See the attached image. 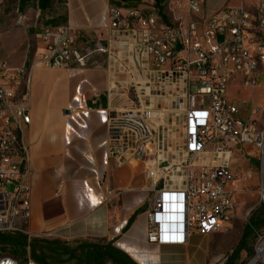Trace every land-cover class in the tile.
<instances>
[{"label": "built area", "instance_id": "2783aa9c", "mask_svg": "<svg viewBox=\"0 0 264 264\" xmlns=\"http://www.w3.org/2000/svg\"><path fill=\"white\" fill-rule=\"evenodd\" d=\"M204 4H111L104 39L78 46L68 24L46 26L37 36L44 45L37 62L13 68L0 60V234L38 237L29 232L26 143L34 67L87 69L95 56L105 58L110 80L100 96L107 104L110 158L119 165L140 164L152 185L145 212L149 243L185 245L194 233L227 230L236 211L234 185L252 175L250 169L237 174L230 167L231 150L238 147L256 153L264 207V129L258 127L264 119L259 108L242 118L229 98L236 78L264 70V0L254 12L223 8L207 16ZM16 25H23L21 15ZM174 114L183 118L182 159L175 169L170 131L165 132L166 118ZM210 151L222 162L207 164L202 158ZM0 264L20 262L2 257ZM25 264L36 263L28 257ZM249 264H264V230L257 233Z\"/></svg>", "mask_w": 264, "mask_h": 264}, {"label": "crops", "instance_id": "0c3cea01", "mask_svg": "<svg viewBox=\"0 0 264 264\" xmlns=\"http://www.w3.org/2000/svg\"><path fill=\"white\" fill-rule=\"evenodd\" d=\"M24 1L19 2L23 10ZM38 1L37 25L18 26L14 19V24L0 30V60L13 68L37 62L44 53L37 36L48 21L58 17H64V23L75 30L78 46L87 40L104 39L109 6L116 4L113 0H59L62 14H51L55 0L48 1L53 6L46 11H41ZM235 2L237 7L245 5ZM126 3L148 6L154 0ZM230 4L229 0H217L210 6L205 0L204 15ZM28 12L23 11L25 16ZM91 64L87 69L69 71L34 67L32 121L26 132L31 183L29 232L67 242L106 240L136 264H209V236L194 233L185 245L177 246L148 242L145 212L153 195L152 185L140 164L119 165L110 158L107 104L100 97L110 80L103 56H95Z\"/></svg>", "mask_w": 264, "mask_h": 264}, {"label": "rangeland", "instance_id": "374dc122", "mask_svg": "<svg viewBox=\"0 0 264 264\" xmlns=\"http://www.w3.org/2000/svg\"><path fill=\"white\" fill-rule=\"evenodd\" d=\"M20 1L21 0H17V2L16 0H0V30L12 23L14 24L15 21L17 22L16 19L18 14L23 16L22 27H32L37 25L38 18H40L38 12H36L37 0H25L24 2L26 4L23 6L24 10L19 6ZM233 1L235 2L236 0H229L232 4H230V6L226 5L224 8H236L239 4H236V2L234 3ZM238 1L244 2V7L247 10L254 12L260 0ZM54 2L55 10L54 12L50 11L49 13L55 14L57 12L58 14H62V3L59 0H55ZM216 2L217 0H208L210 6H214ZM7 9L8 11H6ZM23 11H29L28 15L25 16ZM10 20L12 21L9 22ZM229 98L240 108V113L244 118H248L252 108H259V118L264 119V70L259 68L250 78H236V80L231 84ZM182 121V116L178 114H174L173 116L170 115L166 118V123L169 124V127L166 124L165 132L167 131V128L170 131L168 133V137L169 140H171L169 145L173 146L172 152L174 155H171V159L173 158L174 160V169L182 159V155L178 154L179 149L182 147V136L180 133ZM258 127L260 130L264 129L263 125H259ZM250 151L251 148L249 146H247L246 149L238 147L231 150L232 154L230 167L232 170L238 174L250 169L252 175L247 181L238 182L234 185L236 191V211L231 223L227 227V230L223 233L213 234L208 237L209 264H249L252 259V257L247 255L245 250L241 249V241L250 218L255 216L258 220H264V207L261 199V175L258 166V159L256 157V153L252 155L248 154ZM202 159L206 161L207 164L210 163L213 165L219 164L223 160L222 157L220 160L214 158L212 151H210L209 155L203 156ZM263 230L264 227H261L259 232ZM33 239L55 240L57 238L54 236H38L31 237L29 240ZM76 242L77 241H71L67 243L70 247H74ZM96 242L104 245L109 243L106 240H99ZM247 243V246L253 249L255 240L253 237H250ZM30 250L31 249L29 248V254ZM2 257H7V255L0 251V258ZM67 258V256H63L60 257V260L63 261ZM53 264L61 263L57 261ZM65 264H82V261L78 258L77 260H71Z\"/></svg>", "mask_w": 264, "mask_h": 264}, {"label": "trees", "instance_id": "16d2710c", "mask_svg": "<svg viewBox=\"0 0 264 264\" xmlns=\"http://www.w3.org/2000/svg\"><path fill=\"white\" fill-rule=\"evenodd\" d=\"M49 0H39L38 6L41 11L53 6ZM128 0H113L118 5H128ZM162 0H156V6L161 7ZM57 19V20H56ZM48 21V26H59L64 23V17H58ZM263 212V210H262ZM264 227V220H258L255 216L250 218L241 241V249L247 252L249 257L253 256V249L247 246L250 237L256 239L259 229ZM30 248V254L28 253ZM0 251L25 264L30 257L36 264H53L59 261L65 264L71 260L80 258L82 264H136L123 252L118 250L112 242L107 245L98 242L77 241L74 247H70L67 242L60 239L46 240L33 239L20 233L0 234ZM81 253V254H80ZM67 256L66 260L61 261L60 257Z\"/></svg>", "mask_w": 264, "mask_h": 264}, {"label": "water", "instance_id": "95a60500", "mask_svg": "<svg viewBox=\"0 0 264 264\" xmlns=\"http://www.w3.org/2000/svg\"><path fill=\"white\" fill-rule=\"evenodd\" d=\"M166 164H163V166H165Z\"/></svg>", "mask_w": 264, "mask_h": 264}]
</instances>
